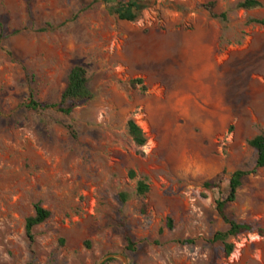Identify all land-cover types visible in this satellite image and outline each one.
I'll return each instance as SVG.
<instances>
[{
  "label": "rangeland",
  "instance_id": "374dc122",
  "mask_svg": "<svg viewBox=\"0 0 264 264\" xmlns=\"http://www.w3.org/2000/svg\"><path fill=\"white\" fill-rule=\"evenodd\" d=\"M240 1L151 0L127 22L100 0H0V264H264V167L247 144L264 133V0ZM74 65L91 99L27 107L59 102ZM239 169L226 213L253 230L225 257L215 202ZM36 203L50 216L29 243Z\"/></svg>",
  "mask_w": 264,
  "mask_h": 264
},
{
  "label": "trees",
  "instance_id": "16d2710c",
  "mask_svg": "<svg viewBox=\"0 0 264 264\" xmlns=\"http://www.w3.org/2000/svg\"><path fill=\"white\" fill-rule=\"evenodd\" d=\"M109 15L116 17L119 20L134 22L136 21L141 13L150 7L151 0H100ZM262 3L258 0H242L237 3L236 8L251 10L261 7ZM211 16L214 18H221L226 20V13L220 15L215 14L211 11ZM251 22L264 24V20L252 19ZM135 83H141L140 79L134 81ZM93 97L91 90L88 87V77L87 71L82 65L72 66L66 76V82L64 89L61 93L59 102L50 105H43L38 101L31 100L30 104L27 105L28 108L32 110H45L49 108H56L62 113L69 114L72 107L80 101L89 100ZM70 133L75 136V131L71 125H67ZM127 133L131 137L132 141L138 145L142 146L145 144L146 139L141 128L136 124L134 120H129L127 122ZM247 144L256 151L255 168L264 167V133L256 134L247 140ZM249 173L246 170H236L232 173L229 178L228 192L224 199L216 200V210L218 215L226 223L227 228L224 231H218L213 236V241L222 243L224 256L228 257L233 252L234 245L228 242L229 238H235L240 234L250 232L253 230L252 225L247 223H238L230 215L226 213V206L228 203L233 202L236 199V193L242 184L243 178ZM129 176L133 178L135 173L133 171L129 172ZM205 188H214V181H206L204 183ZM149 190L147 183L140 180L136 184L135 193L137 195H144ZM122 202L127 200V195L122 193L120 195ZM50 216V212L43 208L40 203L34 205V214L28 216L25 219L24 232L29 243L34 241L33 229L35 226L45 222ZM169 228L172 227V221L169 219L167 222ZM125 240L127 242V249L132 250L134 243L131 240L130 235L125 234ZM62 242V241H61ZM177 242L182 244H190L193 242L192 239L178 240ZM114 259H107L106 262L112 261ZM31 264V263H28Z\"/></svg>",
  "mask_w": 264,
  "mask_h": 264
},
{
  "label": "water",
  "instance_id": "95a60500",
  "mask_svg": "<svg viewBox=\"0 0 264 264\" xmlns=\"http://www.w3.org/2000/svg\"><path fill=\"white\" fill-rule=\"evenodd\" d=\"M115 257H117V255H115V254L106 255V256L102 257L101 259H99L96 264H103V262L106 261L107 259L115 258Z\"/></svg>",
  "mask_w": 264,
  "mask_h": 264
},
{
  "label": "bare ground",
  "instance_id": "6f19581e",
  "mask_svg": "<svg viewBox=\"0 0 264 264\" xmlns=\"http://www.w3.org/2000/svg\"><path fill=\"white\" fill-rule=\"evenodd\" d=\"M149 145V144H148Z\"/></svg>",
  "mask_w": 264,
  "mask_h": 264
}]
</instances>
